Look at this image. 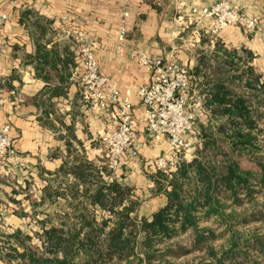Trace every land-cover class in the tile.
Returning a JSON list of instances; mask_svg holds the SVG:
<instances>
[{"label": "crops", "instance_id": "obj_1", "mask_svg": "<svg viewBox=\"0 0 264 264\" xmlns=\"http://www.w3.org/2000/svg\"><path fill=\"white\" fill-rule=\"evenodd\" d=\"M232 1L259 19L255 32L233 25L213 37L206 32L209 19L189 20L191 6L214 0H0V124L10 126L14 139L0 172V231L59 234L80 227L88 208L99 209L96 197L110 189L117 195L111 184L127 190L125 201L136 203L131 215L139 220L164 208L166 187L156 182L154 161L171 147L167 137L147 132L139 89L155 69L140 57L186 67L198 94L201 79L220 70L230 53L264 83V0ZM123 26L126 36L119 40ZM82 44L91 47L119 101L129 98L136 120L127 164L116 172L106 164L101 139L118 127L121 106L98 107L85 98Z\"/></svg>", "mask_w": 264, "mask_h": 264}, {"label": "trees", "instance_id": "obj_2", "mask_svg": "<svg viewBox=\"0 0 264 264\" xmlns=\"http://www.w3.org/2000/svg\"><path fill=\"white\" fill-rule=\"evenodd\" d=\"M228 57L220 70L199 83L207 113L206 122L196 124L199 143L192 160H182L171 175L158 172L156 182L166 187L168 201L151 220L131 215L136 203L127 204V190L111 184L117 195L110 189L96 197L99 209L88 208L80 227L72 225L59 234L44 229L39 234L47 244L45 252L14 232L1 241L0 260L151 263L157 244L188 234L191 248L183 253H205L198 264H264V83L241 58L234 53ZM97 210L107 216L98 219ZM222 236H227L226 244L214 248L213 242ZM168 251L177 254L182 249Z\"/></svg>", "mask_w": 264, "mask_h": 264}, {"label": "built area", "instance_id": "obj_3", "mask_svg": "<svg viewBox=\"0 0 264 264\" xmlns=\"http://www.w3.org/2000/svg\"><path fill=\"white\" fill-rule=\"evenodd\" d=\"M188 16L191 22L209 19L206 32L213 37L233 25H242L247 33L252 34L259 25L256 16L248 15L236 7L232 0H214L210 6H191ZM2 17L5 19V16ZM125 36L126 27L123 26L118 38L124 40ZM76 39L83 42L81 38ZM80 52L84 61L81 82L85 98L98 107H105L110 102L121 106L118 127L105 132L101 139L108 152L106 164L111 171L116 172L127 164L124 155L133 145L136 120L130 111L129 98L119 101L118 91L99 72V64L91 47L82 44ZM140 61L144 66L155 69L152 80L139 89V95L147 108V132L156 139L167 137L171 147V154L156 158L154 166L159 172L171 175L182 160H188L190 152L198 144V139L192 136L195 134V124L207 114L204 96L196 92L189 70L181 64L143 55ZM106 88L109 90L107 94L104 92ZM13 142L10 126L0 124V172L5 169Z\"/></svg>", "mask_w": 264, "mask_h": 264}, {"label": "rangeland", "instance_id": "obj_4", "mask_svg": "<svg viewBox=\"0 0 264 264\" xmlns=\"http://www.w3.org/2000/svg\"><path fill=\"white\" fill-rule=\"evenodd\" d=\"M194 131H195V134L192 137L193 138L196 137V139H198V129H197L196 125L194 127ZM198 143H199V140H198ZM38 224L39 223L34 222L33 226L35 229H38V227H37ZM201 224L204 225L207 223L203 222ZM241 230L245 231L244 228H242ZM246 230H247V228H246ZM35 231H32V232H34V234L33 233L28 234L29 232L26 233V232L20 231V233L22 235V239H25L27 244L33 245V247H37L40 252H45L44 250H45L46 245H47L45 243V239L43 237H40L39 234L36 235ZM219 232L220 231H217L216 234H218ZM0 233H1V235H0V246H1L2 242H4L7 239V236L9 234H13L14 232L13 233H7L6 230L2 229V231H0ZM226 237L227 236H222V237L216 238L214 242L212 241L213 247L217 248L222 244H226ZM190 243H191V239L189 238V235L188 234H181V235L175 237L174 239H172L170 241L157 244L155 246V249L157 250V256H155L154 258L151 259V261H152L151 263H149L145 260H143L142 263H136V261L133 260V262L131 264H198L203 259L202 257L206 256V255H205V253L200 252V250H194L188 254H184L183 252L185 250H188L189 248H191L189 246ZM211 243H210V245H211ZM13 246H18L16 241H13ZM179 246L181 247L182 251H180L177 254H175L171 251H168V248L177 249V248H180ZM18 250L20 252L23 251V249L20 247L18 248ZM139 252H140V256L142 258H144L145 253H143L140 250H139ZM15 262L18 263V261L15 260V261H12V263H10V264H16ZM0 264H4V262L2 260H0ZM110 264H113V263H110ZM121 264H127V262L123 261V262H121Z\"/></svg>", "mask_w": 264, "mask_h": 264}]
</instances>
